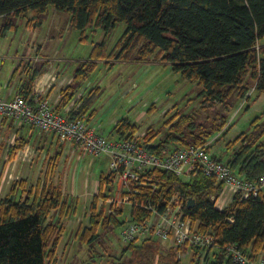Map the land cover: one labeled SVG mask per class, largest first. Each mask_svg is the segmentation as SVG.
Here are the masks:
<instances>
[{"label":"trees","instance_id":"16d2710c","mask_svg":"<svg viewBox=\"0 0 264 264\" xmlns=\"http://www.w3.org/2000/svg\"><path fill=\"white\" fill-rule=\"evenodd\" d=\"M50 4L69 14V24L80 31L81 39L85 38L83 33L88 26L103 30L101 41L93 45L88 59L74 70L68 90H73L76 87L73 83L94 69L98 59L112 64L114 60L154 58L169 63L183 78L197 82L198 96L203 102L229 106L234 92L238 97H245L248 85L244 78L248 72L256 92H264V43H259L264 37V0H0V16L7 18L0 32L3 34L14 26L13 16L26 18L30 26L40 25ZM117 22H123L125 28L108 51L107 37ZM42 68L38 65L29 70L26 89L18 93L24 99L30 98L33 102L31 87ZM91 93L66 114L83 118L93 100ZM220 116L219 124L213 122L205 127L196 121L195 114L176 111L165 121L168 127L163 137L154 139L157 132L149 129L141 142L159 156L178 146L201 144L224 124L225 115ZM257 118L253 119L250 135L225 160L213 154L216 160L223 161L249 181L257 180L264 173V140H258L264 134V120L259 122ZM137 129V124L122 117L111 133L113 137L127 139ZM238 138L239 135L234 140ZM25 144L27 139L16 137L8 149L9 157ZM59 155L60 151L56 157ZM46 173L44 179L37 178L35 185L28 188L23 179L12 182L0 198V264H55L63 230L60 220L70 211L71 197L62 192L59 183L54 185L48 181ZM110 175V172L99 175L87 221L77 229L80 242L92 244L99 236L98 228L111 230L127 220L120 217L119 205L106 203L109 192L103 191ZM139 176L138 182L131 184L135 189L131 196L141 203L149 197L161 211L165 205L162 198L167 199L176 192L192 222H198V229L215 237L216 249L212 252L209 249L198 255L196 248L191 257L195 264H238L225 256V246L229 243H234L250 259H255L264 249L263 189L246 198L233 196L227 206L219 209L215 202L223 183L214 176L199 171L183 179L171 171L157 169H147ZM100 196L102 202L97 205ZM187 197L194 199L193 206L186 207ZM149 214L139 205L130 206L131 220ZM124 250L130 252L129 258L110 264H181L173 246L163 251L154 237L134 239Z\"/></svg>","mask_w":264,"mask_h":264},{"label":"rangeland","instance_id":"374dc122","mask_svg":"<svg viewBox=\"0 0 264 264\" xmlns=\"http://www.w3.org/2000/svg\"><path fill=\"white\" fill-rule=\"evenodd\" d=\"M68 17L66 11L57 10L51 4L48 5L40 25L35 27L27 25L26 18L13 16L14 26L4 30L3 34L0 32V68L8 69L11 62L6 58L1 61V55L13 57L30 52L34 56L36 54L32 49L34 45L39 46V55L52 61L55 70L73 76L74 70L81 62L88 59L93 45L101 41L103 30L99 26H88L83 33L85 38L81 39L80 31L70 26ZM6 19L5 16H0V30ZM124 28L123 22H117L110 30L106 42L108 51ZM262 42L264 43V37L259 41ZM108 63L106 59H98L94 69L86 77L76 80L74 84L76 87L78 84L86 87L84 98L95 91L91 93L93 100L83 118L92 124H97L106 136L112 134L114 124L122 117H128L138 125L135 135L141 141L142 136L149 129L157 132L154 139L163 137L168 127L165 121L176 111L195 114L196 121L202 122L205 127L213 122L219 124L222 121L220 115L224 114V124L201 144L206 145L210 151L225 160L243 143L242 139L250 135L253 119L258 117L256 121L264 120V92L257 93L252 89L253 82L249 78V72L244 81L248 85L250 94L246 97H238L237 92H234L230 97L231 105L224 106L218 102L213 104L203 102L198 96L197 82L183 78L180 73L173 71L167 62L150 58L145 61L114 60L112 64ZM90 112L93 113L91 117H89ZM238 135V140H234ZM8 139L7 135L3 140L8 141ZM35 139L22 147L25 150L19 152L18 162H20L17 168L8 171L2 167V157L5 155L6 147H0V196L15 177L24 179L25 186L29 187L36 183L37 178L44 179L45 172L47 176L50 172L52 174L53 171H49L50 163L46 161L49 155L51 159L53 158L55 151L53 149L63 144L66 148L65 157L60 159L55 175L52 174L48 178L52 180L56 176V182L59 184L65 178L67 187L64 188L65 191L70 189L75 179L74 185L78 196L70 199V211L60 220L63 230L57 245L55 264H110L127 260L130 255L129 251L124 250L127 242L122 241L119 235L122 224L116 225L111 230L98 228L99 236L92 244L80 242L76 234L77 229L87 221L88 206L92 195L97 192L96 182L99 175H106L109 172L108 158L104 155L86 154L75 143L68 141L64 143L54 137L41 135L39 140ZM258 140H264V134ZM49 145L54 148L51 147L49 150ZM71 149H75L72 156ZM44 151L46 157L41 161L40 157ZM181 178L187 179L185 176ZM6 179L9 183L5 185ZM107 180L103 192H109V196L119 198L123 187L119 182L117 183V180L111 181L109 176ZM17 193L19 194V191ZM101 201L100 196L97 205H100ZM119 207L122 208L120 217L129 219V204L123 202ZM108 209L107 206L106 212ZM155 240L161 250L165 251L168 248L169 243H164L163 239L155 238ZM183 250L186 253L181 257L182 264H194L191 260L194 249L186 247Z\"/></svg>","mask_w":264,"mask_h":264},{"label":"built area","instance_id":"2783aa9c","mask_svg":"<svg viewBox=\"0 0 264 264\" xmlns=\"http://www.w3.org/2000/svg\"><path fill=\"white\" fill-rule=\"evenodd\" d=\"M249 94L250 91L246 96ZM68 111H56L47 99L37 95L33 102L18 93L11 98L0 96V118L6 117L21 122L39 135L75 143L86 154L104 155L108 158L111 173L109 179L117 180L126 192L122 191L119 198L108 196L106 202L116 205L125 202L129 206L135 204L150 213L148 217L139 220L127 219L124 222L119 233L124 242L146 237L168 239L180 260L186 253L183 250L186 247L194 251L198 248V255L216 247L213 234L201 232L197 226L198 222H192L178 193L171 194L167 199L162 198L165 205L161 211H158L149 197L141 203L131 196L135 190L131 184L138 182L140 172L147 169L167 170L187 178L200 171L221 181L223 188L238 199L246 198L250 194L255 195L260 189H264V173L257 180L249 181L223 161L216 160L214 153L204 144L178 146L159 156L150 152L135 134L127 139L107 137L97 124H92L82 117L71 118L66 114ZM225 256L238 264H264V252L255 259H250L242 254L234 243L225 246Z\"/></svg>","mask_w":264,"mask_h":264},{"label":"crops","instance_id":"0c3cea01","mask_svg":"<svg viewBox=\"0 0 264 264\" xmlns=\"http://www.w3.org/2000/svg\"><path fill=\"white\" fill-rule=\"evenodd\" d=\"M32 49H34L36 53L34 56H32L30 52L23 53L22 55H14L13 57L1 55V61H4V58H6L7 60H10L11 62L9 63L8 69L7 67L2 68V69L0 68V96L5 97V98H11L13 95L20 93V91L26 89L25 84H26V79H27L29 70L32 67L37 66L36 64H39V65H42L43 70L34 79L32 87H31V91H30V96L34 98L37 95L39 97L47 99L51 103V105L56 110H59V111H65L66 109L71 111L77 108L80 101L84 97V90L86 87L79 86L78 84L77 87H75L73 90L66 89L67 85H69V83L72 81L73 76L66 75L64 74V72L58 69L55 70V67L52 66V61H50V59L44 58L41 55H39L40 53L39 46L33 45ZM14 61H16L15 64H14ZM69 94L70 95L72 94L70 99H68ZM92 114L93 113H91L89 117H91ZM230 122L232 124L233 119ZM27 127H28L27 125L21 122H18V121H14L12 119H8L6 117L0 118V128H1L0 129V147H6V149H4L5 155L2 157V167H4L5 170L7 171L17 168V165L20 162V161L18 162V160L20 159L19 152L21 150H25L24 148L16 149L15 152L13 153V156L9 157L8 149L11 145L14 144L16 137L27 139V145L28 143L30 144L34 138H36L35 140L40 139L41 135L37 134L32 129H29V128L27 129ZM30 131L33 133H30ZM25 134H27V136H25ZM7 135L9 139L8 141H4L3 139H6ZM112 135L113 133L108 136L112 138L113 137ZM51 147L52 149L54 148L52 145H49L48 149L50 150ZM78 148L77 150H79ZM53 150H55L53 158L51 159L49 155L46 162L50 163L49 171H53L52 174L54 176L56 168H58L60 165V162H59L60 159L65 157L64 155H65L66 148L63 146V144H61L57 146L56 149H53ZM59 151H60V155L56 157V154ZM70 152L72 156L75 152V149H71ZM45 154L46 152L44 151L42 156L40 157L41 161L42 159L46 157ZM68 161H69V158H68ZM68 161L66 165L68 164ZM52 174L50 172L48 177L52 176ZM48 177H47L48 181L52 182L54 185L57 184L56 176L52 180L49 179ZM16 180H20V179L15 177L12 182ZM64 180L65 178L62 179V182L60 181L61 183L60 185L62 186L61 187L62 192L64 194L69 195L71 198H76L78 196V192L76 190V186L74 185L75 179L70 189L66 191L64 190V188L66 187V184H65L66 180L65 181ZM7 183H9L8 179H6L5 185ZM96 185H98V180L96 182ZM8 186L7 188L5 187L4 189L5 192L0 196V198H2L8 192L11 185H8ZM25 187L28 188L27 186ZM231 200H232L231 193L226 188H223L216 199L215 205L217 208L221 209L227 206L231 202ZM162 241L164 243H169L167 249L172 247L170 240L163 239ZM212 251L213 249H211V252ZM262 252H264V249L258 255H260Z\"/></svg>","mask_w":264,"mask_h":264},{"label":"water","instance_id":"95a60500","mask_svg":"<svg viewBox=\"0 0 264 264\" xmlns=\"http://www.w3.org/2000/svg\"><path fill=\"white\" fill-rule=\"evenodd\" d=\"M194 199L192 197H187L186 199V207H191L193 206Z\"/></svg>","mask_w":264,"mask_h":264}]
</instances>
